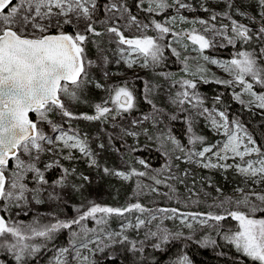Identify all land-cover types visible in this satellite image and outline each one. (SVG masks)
Returning a JSON list of instances; mask_svg holds the SVG:
<instances>
[{"label": "rangeland", "instance_id": "rangeland-1", "mask_svg": "<svg viewBox=\"0 0 264 264\" xmlns=\"http://www.w3.org/2000/svg\"><path fill=\"white\" fill-rule=\"evenodd\" d=\"M145 1L149 2V0H142V2ZM95 2V9L91 10L90 7L91 23L96 32L101 35L86 33L88 39L84 44L85 58L86 61L91 62L90 65L86 64V83L77 90V100H69L67 97L61 96L62 101L75 116L96 115L95 105L106 104L108 97L114 92L113 89L117 86L125 87L126 84L136 80H142L144 82L143 97L150 105V110L132 114L131 110L135 108L133 98V108L127 110V114L117 118L107 115L106 118L102 117L100 120L88 121L62 118L58 110L49 112L48 118L53 123L59 124L61 130L68 135H76L86 141L93 154L89 157L79 152L78 149H73L71 154L74 158L71 160L65 159L69 155V150L63 148L62 141L58 139L60 131L53 132L52 126L46 121H40L35 113V121L39 123V129L46 136L52 137L55 143L53 145L44 143L46 149L51 148L52 150L40 153V159L33 163L43 172L46 180V176L53 171L58 172L59 176L42 184L37 182L35 173H27L23 181L30 189L27 193V202L2 201L0 212L9 222L19 223L20 217L30 212L49 214L57 221H67L68 218L71 220L78 218L80 212L77 209H80L81 212L86 211L92 204L124 209L138 203L146 209L143 212L133 209L123 215L109 214L105 224H97L96 220L89 218L83 222L84 231H82L81 225H72L71 228H68L67 239L48 250L47 257L42 264H56L58 257L66 261V264H91L95 261L97 254L101 252H107V255L112 257L116 256L118 246L122 242L130 243L131 249L134 250L157 244L161 246L174 237L190 238L201 244L209 245L210 243L206 244L207 238L215 241L216 236L223 233L221 231L226 229L235 231L238 221L227 217L224 221L209 220L203 224L201 221L205 219L204 216L193 219V216L189 214L209 212L223 214L225 209L236 210V205L229 204L228 201H236L242 196L238 189H243L244 193L252 191L264 193V181L256 183L255 181L260 180L259 176L249 177L239 173L235 165H246L238 157L230 158L227 161H220L216 158L214 153L221 151L222 145L227 142L224 129H217L211 123L212 119L223 123V118L219 113L223 112L227 116L230 130L234 131L236 125L239 124L243 131H246L251 137L252 135L238 118L230 117L227 112L202 103L194 89L184 82L190 81L192 84H197L206 81L219 83L229 81L230 83L225 84L233 87V96L239 103L264 114V109L250 103L252 98L244 92V86L235 80L234 73L225 71L221 66L229 64L231 60L218 59L204 53L205 49L212 47L224 48L237 44L238 39L235 37V33L231 32L232 21L235 20L238 24H243L256 32L257 38L262 43L260 52L264 59V36L258 31L262 26L260 9L255 5L254 0H231L233 5L231 10L227 9L220 0H184L190 7L179 9V13L175 7V12L170 13L171 15L167 17L162 14L174 6L155 10L154 16L149 21L131 13L125 0H104L101 6L98 0ZM169 2L174 3V0H169ZM112 4L117 5V8L112 9L110 7ZM99 8L102 14H97ZM205 9L227 19L230 27L197 16H189L190 13L206 11ZM225 11H228L229 15H224ZM186 15L197 25L187 27L185 31L170 29L161 38V33L155 28L156 23L170 28L169 21L173 17H186ZM158 16L163 17L159 19ZM132 17H135V21L132 20ZM202 20L205 23H200ZM67 26L72 27L74 32L77 30L83 32L86 25L84 21L79 24L73 21V25H63V30ZM113 26L118 27L126 38L151 36L165 42L181 66L180 69L177 71H154L149 61L148 71L124 70L127 57L136 56L139 53L131 51L129 45L118 44V37L107 31L109 27ZM193 29L196 30L195 34L203 35L210 41L208 48L201 51L199 45L193 44L192 40L188 38L189 34L193 33ZM51 31L57 32L58 30L53 27L50 29ZM229 38L233 39L234 43L229 44ZM121 48L124 49L123 52L120 51ZM238 54L239 52H234L233 59H239ZM204 57H208V59L206 60ZM212 61L218 63H212ZM245 79L253 84L255 92L264 94V89L257 90L264 88V85L257 83L255 89L256 81L251 76H246ZM97 82L101 84V87L95 85ZM184 92L188 93L187 98L177 95ZM82 94L91 99L87 105L79 99ZM181 100L183 103H180ZM91 111L93 113L88 114ZM173 117L185 121L187 130L185 140L176 138L177 134L173 132L170 125V121L174 120ZM127 133H137V135L133 136ZM169 135L179 141L182 150L175 148V145L167 140ZM194 135L202 136L203 141H197L195 144L189 143ZM157 137H163V143ZM146 144L153 146L162 156L160 167H150L147 162H145L147 165L145 167L139 163L142 159L137 152ZM255 146L257 147L256 144ZM205 147H211L212 152L206 153L205 157L193 155L189 159V153L202 151ZM23 158L26 161L29 159L27 156ZM259 158L258 154L253 153L251 156H246L245 160ZM92 159H95L96 164L91 163ZM208 159L212 163H226L232 166L205 168L202 164L207 163ZM47 164H52V167L46 168ZM166 165H170V171ZM13 168L14 162L12 161L9 170L11 171ZM104 168H108L109 172L106 173ZM64 169L69 170L67 174ZM132 169L137 172L151 170L155 178L162 183L159 186L138 175H131L130 179L124 180L114 174L115 172L130 174ZM61 180H63V186L59 183ZM36 199L42 202L36 203ZM222 201L225 202L224 208L217 207ZM17 204L19 206H16ZM173 208L178 209V212L159 211L160 209ZM240 210L246 209L241 208ZM103 215L98 213L97 219ZM153 216L156 218L152 219ZM261 216V213H256L257 218ZM141 219L145 221V224L136 227L138 220ZM217 223H219L218 227ZM128 225L132 226L128 227ZM165 232L169 239L167 242H161V237ZM118 233L120 235H116ZM152 233L157 235L153 236ZM109 234H111V239H109ZM125 236L128 238L127 240L123 239ZM85 243L88 244L87 248L83 247ZM133 244H135V248H133ZM63 249H68V251L62 253ZM77 252L79 257H77ZM85 256L88 257L87 261L83 260ZM191 264L193 263L191 262Z\"/></svg>", "mask_w": 264, "mask_h": 264}, {"label": "snow or ice", "instance_id": "snow-or-ice-1", "mask_svg": "<svg viewBox=\"0 0 264 264\" xmlns=\"http://www.w3.org/2000/svg\"><path fill=\"white\" fill-rule=\"evenodd\" d=\"M220 2L224 3L229 10L233 7L231 0H220ZM254 3L260 9L262 26L258 31L264 36V0H254ZM149 4L151 5L147 9L149 12L175 6L179 13V9L190 7L184 0H174V3H170L169 0H149ZM90 7L91 10L95 9V0H0V202H27V193L30 189L23 181L29 172L35 173L38 183H48L43 172L36 167L33 161L40 159V153L52 150L51 148L46 149L44 143L53 145L55 140L46 136L38 128L37 122L29 117L30 112L36 113L40 121H46L50 124L53 132L60 131L58 139L62 141L63 148L69 150V155L65 159L74 158L71 154L73 149H78L85 156L91 157L93 155L86 141L76 135H68L63 132L59 124L53 123L48 118V113L54 110H58L62 118L88 121L106 118L107 114L111 112V109L98 103L95 105L96 115L75 116L72 111L66 108L61 99V96H64L69 100H77V90L86 83V64H91L85 58L84 44L88 39L86 33L101 35L92 26ZM110 7L116 9L117 5L112 4ZM205 10L207 11V9ZM223 14L229 15V12L225 11ZM178 18L184 19L183 16ZM211 18L215 20L216 14H213ZM176 19L177 17H173L172 22L174 23ZM132 20L135 21V17H132ZM73 21L76 24L84 21L86 26L83 32L77 30L74 33H66L63 30V25H73ZM200 23L203 24L205 21L202 20ZM53 27L58 31L51 33L50 29ZM155 28L161 33V38L163 34L170 31V28L160 23H156ZM107 31L118 37L119 45H129L131 51L139 53L145 58L142 67H147L149 61L152 64H158L162 59L163 49L153 37L126 38L116 26L109 27ZM195 32L196 30L193 29V33L189 34L188 38L192 40L193 44H198L201 51L208 48L210 41L205 36L195 34ZM231 32L235 33L237 39L243 41L252 39L250 29L243 24H238L235 20L232 21ZM174 35L176 34L174 33ZM228 43L232 44L234 40L229 38ZM120 51L123 52L124 49L121 48ZM238 55L239 59H233L229 64L221 66L224 67L225 71L234 73L235 80L244 86V92L252 98L250 103L264 109V94L255 92L253 84L245 79L246 76H251L258 84L264 85V68L258 66L253 53L242 51ZM204 59L207 60L208 57H204ZM133 63L134 61H129L128 66L131 67ZM212 63L218 62L212 61ZM184 83L195 88V84L190 81ZM224 83L230 82L224 81ZM97 87H101V85H97ZM113 91L115 95L112 100L118 109L127 111L133 108V94L127 87L115 88ZM177 95L184 98L188 97L187 92ZM180 103H183V100ZM205 111L207 110L205 109ZM219 115L223 118V123H218L216 119H212L211 123L217 129H224L227 142L222 145L221 151L214 153L216 158L220 161H227L230 158L238 157L246 165H235L239 173L249 177L259 176L260 180L255 181L256 183L264 181V152L261 151L260 147L255 146L256 141L246 131H243L239 124L236 125L234 131L230 130L227 116L223 112ZM127 134L137 135V133ZM157 139L163 143V137H157ZM203 139L202 136L194 135L189 143L195 144L197 141H203ZM167 140L174 144L175 148L181 149L179 141L171 135L167 137ZM209 152H212V148L205 147L202 151L191 152L188 155L191 159L193 155L205 157V154ZM253 153L258 154L260 158L245 160L246 156H251ZM24 156L29 159L26 161ZM10 160L14 162V168L11 171L8 167ZM91 163L96 164L95 159H92ZM139 163L147 167L145 161L140 160ZM202 166L205 168H227L232 165L216 164L208 159V162L203 163ZM45 167L51 168L52 164H47ZM166 168L171 170L170 165H166ZM68 171V169H64L66 174ZM104 171L107 173L109 169L104 168ZM114 174L124 180L130 179L131 175H148L146 172H137L135 169H132L130 174L125 172H115ZM152 178L157 184L162 183L154 176ZM59 183L63 186V180ZM238 191L242 193V196L236 201H228L229 204L234 203L236 205V210L225 209L223 214L209 212L189 215H192L193 219L204 216L205 219L201 221L203 224L209 220L224 221L227 217L238 221L237 229L235 231L230 229L223 233V238L229 244L234 245L237 252L250 259L253 264H264V193H256L255 191L244 193L243 189H238ZM41 202L36 199V203ZM224 204L225 202L222 201L217 207L224 208ZM241 208L246 210H240ZM133 209L140 212L146 210L138 203L124 209L92 204L86 211L81 212L80 209H77L80 212L78 218L68 221L59 220L39 228L31 224L9 222L3 215H0V249L6 248L13 252L15 259L23 264L25 256H31L40 250V245L26 242L33 237L51 240L54 233L60 229L71 228L72 225H81V229L84 231L83 222L89 218L96 220L97 224H105L109 214L123 215V213ZM159 211L177 213L178 209H160ZM98 213L104 215L97 219ZM256 213H261L262 216L257 218ZM155 218V216L152 217V219ZM143 224H145L144 220H138L136 227ZM131 226L128 225V227ZM188 226L191 227V225ZM216 226L218 227L219 223ZM152 235L156 236L157 234L152 233ZM9 238L14 242H10ZM109 239H111V234H109ZM123 239L127 240L128 238L125 236ZM168 239L169 236L165 232L161 237V242H167ZM209 243L214 244L215 241L207 238L206 244ZM83 247L87 248L88 244H83ZM156 247H160V245L157 244ZM133 248H135V244H133ZM61 251L66 253L68 249ZM77 257H79L78 252ZM83 260L87 261L88 257H83ZM56 264H66V261L58 257ZM176 264H191V261L184 257L178 260Z\"/></svg>", "mask_w": 264, "mask_h": 264}, {"label": "trees", "instance_id": "trees-1", "mask_svg": "<svg viewBox=\"0 0 264 264\" xmlns=\"http://www.w3.org/2000/svg\"><path fill=\"white\" fill-rule=\"evenodd\" d=\"M100 6L103 5L104 0H98ZM126 6L130 9L131 13L139 15L146 20H151L153 15L147 10L148 2H142V0H125ZM172 12H175L174 8L170 9L163 16H170ZM97 13V12H96ZM97 14H102L100 8ZM212 13L210 11H198L195 13H190V17H200L202 19L209 20L216 24H221L230 27V23L227 19L219 17L218 15L215 20H213ZM163 16H158L162 19ZM175 16V15H173ZM172 17V16H171ZM188 15H186V18ZM189 18V17H188ZM187 18V19H188ZM192 19V18H190ZM189 22H194L188 19ZM66 33H74L72 27H66L64 29ZM56 31H51L55 33ZM250 35L252 39L248 41H243L238 39L235 46L212 47L210 49H205L204 53L208 56L215 57L218 59H229L232 60V54L234 52L247 51L255 55L257 64L259 67L264 68V59L260 52L262 46L261 41L257 38L256 32L250 30ZM158 44L161 45L163 49L162 59L158 64H152L154 71H177L180 69V65L177 60L173 57L170 49L166 46V43L161 40H156ZM129 91L132 92L133 98L135 100V108L131 110L132 114L144 113L150 110V105L144 100L143 88L144 82L142 80H136L134 82L125 85ZM116 88H119L117 86ZM257 88V82L255 84V89ZM194 92L196 96L209 107H213L220 111L227 112L230 117L238 118L242 124L247 128L256 141L257 147L261 148L264 152V114L248 108L246 105L239 103L233 96V87L229 84L219 83L214 81H206L195 84ZM264 88H258L257 90H262ZM115 92L108 97L107 103L104 106L111 109V112L107 115L112 118H117L127 114L123 109H118L113 103L112 97H114ZM80 101L87 105L90 98L85 94L79 96ZM93 112H88L92 114ZM30 117L35 121V113H31ZM170 125L173 132L177 134L176 138L179 140H185L186 138V125L185 121L181 120H171ZM38 128L39 123L37 122ZM139 157L147 162L150 167H160L162 163V156L157 152V150L150 145H145L137 152ZM12 165V161L9 166ZM144 172L148 175L141 176L143 179L152 182L156 185L155 180L152 178L155 175L151 170H145ZM59 173L56 171L51 172L46 176L48 181L54 180ZM2 202H0L1 205ZM3 216L4 214L0 212ZM6 219V218H5ZM70 220L69 218L67 221ZM57 222V219L51 217L49 214L30 212L25 216L20 217V222L24 225H34L36 227H43L44 225H50ZM229 229L223 230L221 232L226 233ZM233 231V230H232ZM223 233L216 236L214 244H201L190 238L185 237H174L160 247L146 246L140 250L131 249L130 243L122 242L118 246V254L116 256H109L107 252H101L97 254L96 259L91 264H176L178 260L183 257H187L193 264H253L250 259L245 258L241 253L237 252L234 245H231L223 238ZM68 237V229H60L53 234V239L45 240L43 237H33L30 241H26L32 244L40 245V250L31 256H25L23 259V264H42L46 257L47 251L51 248L57 246L59 242L66 240ZM10 242H14L9 238ZM0 264H21L20 261L15 259V254L8 251L6 248L0 249Z\"/></svg>", "mask_w": 264, "mask_h": 264}, {"label": "built area", "instance_id": "built-area-1", "mask_svg": "<svg viewBox=\"0 0 264 264\" xmlns=\"http://www.w3.org/2000/svg\"><path fill=\"white\" fill-rule=\"evenodd\" d=\"M205 6V4H203ZM151 5L148 2L147 8H149ZM184 19L181 20L177 17L175 22H172V19L169 21V27L170 29L176 30V31H185L187 27H192L196 26L197 24L194 22H189L188 19L183 16ZM144 57L141 56L140 54L136 56H129L127 57L125 63H124V70H130L133 72H142V71H148L149 70V65L147 67H142L141 65L144 63ZM129 61H134L131 67L128 66ZM101 85L99 82L95 84Z\"/></svg>", "mask_w": 264, "mask_h": 264}, {"label": "water", "instance_id": "water-1", "mask_svg": "<svg viewBox=\"0 0 264 264\" xmlns=\"http://www.w3.org/2000/svg\"><path fill=\"white\" fill-rule=\"evenodd\" d=\"M31 113H33V112H30V113H29V117H30V114H31ZM30 119H31V117H30ZM33 121H34V120H33ZM34 122H35V121H34ZM10 162H11V160L9 161V164H10ZM8 166H9V165H8ZM0 215H2V214L0 213Z\"/></svg>", "mask_w": 264, "mask_h": 264}]
</instances>
